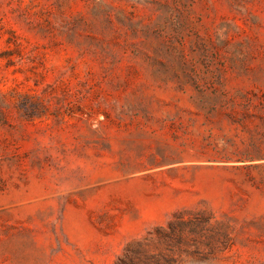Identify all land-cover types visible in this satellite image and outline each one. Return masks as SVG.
<instances>
[{
	"label": "rangeland",
	"instance_id": "1",
	"mask_svg": "<svg viewBox=\"0 0 264 264\" xmlns=\"http://www.w3.org/2000/svg\"><path fill=\"white\" fill-rule=\"evenodd\" d=\"M246 96L264 0H0V264H264Z\"/></svg>",
	"mask_w": 264,
	"mask_h": 264
},
{
	"label": "trees",
	"instance_id": "2",
	"mask_svg": "<svg viewBox=\"0 0 264 264\" xmlns=\"http://www.w3.org/2000/svg\"><path fill=\"white\" fill-rule=\"evenodd\" d=\"M242 112L230 113L228 114L234 121L245 123L246 120L250 118L259 117L264 120V117L259 113L261 109H264V101L261 100L256 102L251 97H245L244 101L241 103ZM214 109V105L212 106ZM217 147L215 146V149ZM231 148V151H229ZM220 152L219 149H217ZM226 153H221L222 155L231 154L239 160L255 159L264 157V135L252 136L248 141H242L240 143L236 141H231L230 144L226 145L222 151ZM229 152V153H228ZM228 156V155H227ZM229 157V156H228ZM230 158V157H229Z\"/></svg>",
	"mask_w": 264,
	"mask_h": 264
}]
</instances>
